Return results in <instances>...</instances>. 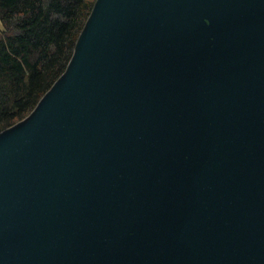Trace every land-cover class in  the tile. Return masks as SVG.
<instances>
[{
    "label": "water",
    "instance_id": "95a60500",
    "mask_svg": "<svg viewBox=\"0 0 264 264\" xmlns=\"http://www.w3.org/2000/svg\"><path fill=\"white\" fill-rule=\"evenodd\" d=\"M0 264H264V0H96L0 132Z\"/></svg>",
    "mask_w": 264,
    "mask_h": 264
},
{
    "label": "trees",
    "instance_id": "16d2710c",
    "mask_svg": "<svg viewBox=\"0 0 264 264\" xmlns=\"http://www.w3.org/2000/svg\"><path fill=\"white\" fill-rule=\"evenodd\" d=\"M96 0H0V132L66 70Z\"/></svg>",
    "mask_w": 264,
    "mask_h": 264
},
{
    "label": "rangeland",
    "instance_id": "374dc122",
    "mask_svg": "<svg viewBox=\"0 0 264 264\" xmlns=\"http://www.w3.org/2000/svg\"><path fill=\"white\" fill-rule=\"evenodd\" d=\"M0 28H2V23H1V21H0Z\"/></svg>",
    "mask_w": 264,
    "mask_h": 264
}]
</instances>
